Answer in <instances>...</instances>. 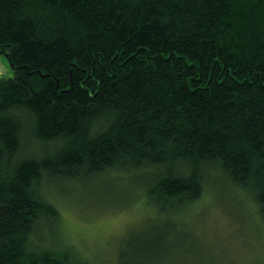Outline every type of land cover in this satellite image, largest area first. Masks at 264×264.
I'll return each mask as SVG.
<instances>
[{
  "label": "trees",
  "instance_id": "trees-1",
  "mask_svg": "<svg viewBox=\"0 0 264 264\" xmlns=\"http://www.w3.org/2000/svg\"><path fill=\"white\" fill-rule=\"evenodd\" d=\"M0 54V264H90L42 189L111 172L172 221L117 264L171 260L209 174L264 222V0H0Z\"/></svg>",
  "mask_w": 264,
  "mask_h": 264
},
{
  "label": "rangeland",
  "instance_id": "rangeland-1",
  "mask_svg": "<svg viewBox=\"0 0 264 264\" xmlns=\"http://www.w3.org/2000/svg\"><path fill=\"white\" fill-rule=\"evenodd\" d=\"M12 75L0 54V78ZM139 177L141 173L111 172L96 180L44 187L42 193L59 217L52 238L39 243L52 251H75L90 264H117L127 237L142 238L172 222L160 221L146 204ZM212 178L216 176L209 174L198 201L171 217L178 226L169 239L183 244L165 263L264 264V222L253 197Z\"/></svg>",
  "mask_w": 264,
  "mask_h": 264
}]
</instances>
